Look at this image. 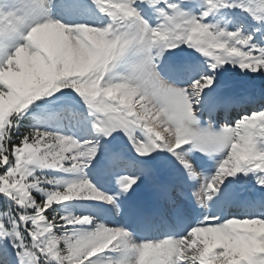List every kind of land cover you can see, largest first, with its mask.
Masks as SVG:
<instances>
[{
    "label": "snow or ice",
    "instance_id": "snow-or-ice-1",
    "mask_svg": "<svg viewBox=\"0 0 264 264\" xmlns=\"http://www.w3.org/2000/svg\"><path fill=\"white\" fill-rule=\"evenodd\" d=\"M0 264H264V0H0Z\"/></svg>",
    "mask_w": 264,
    "mask_h": 264
}]
</instances>
